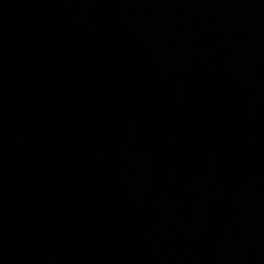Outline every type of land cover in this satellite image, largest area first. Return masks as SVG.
I'll list each match as a JSON object with an SVG mask.
<instances>
[{
	"label": "water",
	"instance_id": "obj_1",
	"mask_svg": "<svg viewBox=\"0 0 264 264\" xmlns=\"http://www.w3.org/2000/svg\"><path fill=\"white\" fill-rule=\"evenodd\" d=\"M0 264H264V0H0Z\"/></svg>",
	"mask_w": 264,
	"mask_h": 264
}]
</instances>
